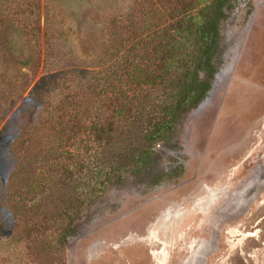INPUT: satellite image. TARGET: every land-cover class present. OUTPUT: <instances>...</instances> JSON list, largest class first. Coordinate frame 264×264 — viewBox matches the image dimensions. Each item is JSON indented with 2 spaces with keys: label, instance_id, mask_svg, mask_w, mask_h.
<instances>
[{
  "label": "trees",
  "instance_id": "16d2710c",
  "mask_svg": "<svg viewBox=\"0 0 264 264\" xmlns=\"http://www.w3.org/2000/svg\"><path fill=\"white\" fill-rule=\"evenodd\" d=\"M235 2L0 0V264L44 235L58 186L106 190L149 167L209 91ZM56 233L64 247L76 232Z\"/></svg>",
  "mask_w": 264,
  "mask_h": 264
},
{
  "label": "rangeland",
  "instance_id": "374dc122",
  "mask_svg": "<svg viewBox=\"0 0 264 264\" xmlns=\"http://www.w3.org/2000/svg\"><path fill=\"white\" fill-rule=\"evenodd\" d=\"M220 30L209 91L156 144L149 167L122 172L106 190L98 181L77 192L58 186L42 208L48 229L23 245L16 264H264V231L256 230L264 225L251 227L262 213L247 226L254 209L243 221L214 216L215 193L264 161V0H236ZM232 150L239 154L224 159ZM224 169L215 186L211 173ZM62 224L76 232L64 247L56 244Z\"/></svg>",
  "mask_w": 264,
  "mask_h": 264
},
{
  "label": "flooded vegetation",
  "instance_id": "af4514ba",
  "mask_svg": "<svg viewBox=\"0 0 264 264\" xmlns=\"http://www.w3.org/2000/svg\"><path fill=\"white\" fill-rule=\"evenodd\" d=\"M226 154L227 155L223 157L224 159L231 158V156L239 154V151L232 150ZM225 162L226 163L224 164H220V167L222 165L226 166L230 162V159L226 160ZM216 165L219 166V164ZM217 171L218 173L216 174L211 173L213 177L216 178V181L212 182L215 184V186L223 183L221 176H224L225 174V169L223 173H221L220 170ZM240 174L241 177L238 179L234 178V183H232V185L226 184L224 189L215 193V199L218 201L217 205H215V207L213 206L216 222H218L217 218L219 219L218 215H221L222 213H224L225 220L227 221L239 219H242L243 221L251 209H254L253 211L255 212L253 216L249 221L246 220L244 224L246 226L250 225L252 219H256L258 215L262 213L259 220L256 219L257 221L255 225H251V227L256 226L260 222H262L264 225V161L260 159L257 164L252 166V168L244 169ZM238 187L239 190H236ZM236 197L239 198L240 204L237 207L235 206L231 208L229 203L231 202L232 198ZM256 203L259 205H256ZM256 230L263 232L264 227L258 228ZM261 245H264V239L261 240Z\"/></svg>",
  "mask_w": 264,
  "mask_h": 264
}]
</instances>
